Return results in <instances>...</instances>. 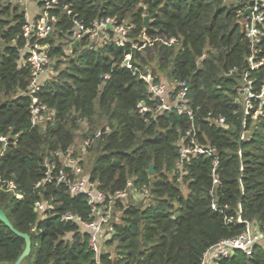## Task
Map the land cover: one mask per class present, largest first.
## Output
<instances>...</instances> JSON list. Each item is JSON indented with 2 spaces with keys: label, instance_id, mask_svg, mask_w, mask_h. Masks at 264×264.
<instances>
[{
  "label": "trees",
  "instance_id": "16d2710c",
  "mask_svg": "<svg viewBox=\"0 0 264 264\" xmlns=\"http://www.w3.org/2000/svg\"><path fill=\"white\" fill-rule=\"evenodd\" d=\"M28 1L46 5L0 0V208L30 239L20 264H96L86 230L60 219L70 213L89 220L86 199L70 196L55 177L61 167L69 171L56 153L98 130L79 158L89 180L107 195L128 180L147 189L141 198L115 201L104 264H199L205 249L247 224L264 229V104L252 98L246 109L241 96L245 74L253 93L262 91L264 60L251 68L250 58H264V29L252 45L239 15L244 0H58L47 9L51 33L40 39L24 35ZM105 18L126 26L125 41L116 43L113 27L106 30L111 41L77 39L78 25L92 29ZM35 41L52 65L30 94L26 45ZM150 49L156 67L148 68ZM126 55L136 70L122 65ZM146 70L156 82L166 79L170 94L185 82L195 142L214 149L215 165L200 153L179 162L190 121L174 110L154 112L158 101L139 77ZM33 98L46 110L35 123ZM38 202L52 209L38 211ZM262 240L251 255L232 250L216 264H264ZM24 248V238L0 220V264H14Z\"/></svg>",
  "mask_w": 264,
  "mask_h": 264
},
{
  "label": "built area",
  "instance_id": "2783aa9c",
  "mask_svg": "<svg viewBox=\"0 0 264 264\" xmlns=\"http://www.w3.org/2000/svg\"><path fill=\"white\" fill-rule=\"evenodd\" d=\"M42 1L46 4L44 8H42V14L37 20L30 21L29 24L24 26L23 30L25 36L40 39L45 38L51 33L52 26L50 21H52L54 17L48 15L47 9L56 4L58 0ZM244 1L243 7L239 10L241 24L246 37L250 40V43L254 45L259 42L260 37L263 35L264 0ZM113 22V19L105 18L92 29H84L82 25H78L76 37L79 39L81 35L87 34L92 42V45H97L100 42L105 43L111 41L112 39L106 30L113 27ZM112 29L116 34L114 39L116 43H121V41L123 42L127 39L126 26L118 25L114 26ZM92 45L90 44V47ZM45 48V45H41L37 41L26 45L28 53L27 61L32 67L33 75L30 94H32L34 89L37 87L38 78L43 77L48 72V68L51 64L50 57L48 56ZM250 60L251 68H256L259 66L261 61L264 60V58L260 59V61H253V58L251 57ZM122 65L136 70V67L132 65L130 55H126L124 57ZM104 77H107V75ZM139 77L146 82L149 93L158 101L155 106V113L163 110H174L178 114L186 115L190 121V127L186 131V137L190 138V144L181 148L179 162L181 163L189 153H200L212 156L213 164L215 165L217 163V159L215 157L214 149L202 147L195 142V126L193 123L194 115L189 105L187 86L185 82H180L178 84L180 85V88L174 94H170L168 89L169 84L166 79L156 82L153 80V76L148 70L144 73H140ZM244 83L245 85L242 89L241 96L245 102V108L248 109L251 107L250 102L252 98H261V104H264V84L262 85L261 93L254 94L252 91V80L247 76V74L244 75ZM239 97L240 96L235 97V100H238ZM44 110L45 106L38 105L36 98H33L31 105L32 123H35L42 118L40 112ZM146 110L147 108L144 105L140 106L141 112ZM215 122L217 124H222L223 119L217 118L215 119ZM99 135L100 131L98 130L92 136H88L84 140L79 141V143L77 142L76 144L71 145L66 151L56 153L60 157L63 165L69 168V171H66L63 167H61L55 177V181L58 183L64 182L68 188L70 196L83 195L85 197L90 208L89 220L82 221L78 215H72L70 213L61 215L60 219L63 221H77L81 224L82 229L86 230L88 234L87 244L93 253L95 263L104 264L100 259V255L107 254L109 252V246L106 245V240H108L113 233L111 222L113 220V207L115 201L117 199L126 200L129 197L141 198L147 193V189L145 187L138 188L131 180H128L124 189L115 191L111 195H107L105 192L99 190L95 183L89 180L88 175L83 171V168L79 163V158L81 153H84L87 147H89L94 139H96ZM51 171L52 168H49L48 173H51ZM45 180L52 181L53 178L48 174ZM8 186L10 188H14L11 183ZM16 197L21 198V195L16 194ZM45 207L47 208L48 206H45L40 202L36 203V210L38 211L44 213L46 209ZM211 207L215 209L214 204H212ZM48 208L52 209L51 206ZM263 238L264 229L254 230L249 224H247L245 230L237 236L222 239L205 249L202 253L199 264H216L218 259L229 255L232 250H240L245 255H251L253 247ZM108 258L111 257L108 256Z\"/></svg>",
  "mask_w": 264,
  "mask_h": 264
},
{
  "label": "water",
  "instance_id": "95a60500",
  "mask_svg": "<svg viewBox=\"0 0 264 264\" xmlns=\"http://www.w3.org/2000/svg\"><path fill=\"white\" fill-rule=\"evenodd\" d=\"M248 12V11H247ZM148 24V17H145V26H147ZM78 43V41H76L75 43L72 44V46L76 45ZM52 64H50L51 66ZM148 173L152 174L153 173V165L150 164L149 165V169H148ZM0 220L8 227L10 228L15 234L21 236L24 238L25 240V248L23 250V252L21 253V255L18 257V259L15 261L14 264H20L22 259L27 256L30 252V247H31V243H30V239L28 237L27 234L21 233L19 231H17L16 229H14V227L12 226V224L9 222V220L7 219L5 213L3 212V210L0 208Z\"/></svg>",
  "mask_w": 264,
  "mask_h": 264
},
{
  "label": "crops",
  "instance_id": "0c3cea01",
  "mask_svg": "<svg viewBox=\"0 0 264 264\" xmlns=\"http://www.w3.org/2000/svg\"><path fill=\"white\" fill-rule=\"evenodd\" d=\"M26 6L29 21H33L35 18L39 17L42 14V9L39 8L34 2L31 3L28 1L26 3ZM261 242L264 245V238Z\"/></svg>",
  "mask_w": 264,
  "mask_h": 264
},
{
  "label": "rangeland",
  "instance_id": "374dc122",
  "mask_svg": "<svg viewBox=\"0 0 264 264\" xmlns=\"http://www.w3.org/2000/svg\"><path fill=\"white\" fill-rule=\"evenodd\" d=\"M177 48V46H175ZM155 49H150L148 51L145 52V56L147 59H149V63L147 64L148 65V68H151L152 66L156 67V53L154 52ZM47 74V73H46ZM161 74V73H160ZM42 120V118H40ZM40 121V120H39ZM81 126H85V122H82L81 123ZM79 143V142H78ZM82 155L86 158V153L82 152ZM33 253H32V256H31V260H33Z\"/></svg>",
  "mask_w": 264,
  "mask_h": 264
}]
</instances>
